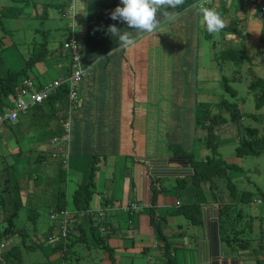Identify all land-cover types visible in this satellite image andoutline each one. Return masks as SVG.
I'll return each mask as SVG.
<instances>
[{
  "label": "crops",
  "instance_id": "1",
  "mask_svg": "<svg viewBox=\"0 0 264 264\" xmlns=\"http://www.w3.org/2000/svg\"><path fill=\"white\" fill-rule=\"evenodd\" d=\"M102 3L105 5L95 3L96 7H90L89 0L73 1V10L68 11L69 16L72 15L69 24H78L80 35L76 36L84 68L77 107L68 114L67 99L47 100L21 115L14 130L0 126V139L13 146V151L2 150V154L20 153L24 159L22 165L32 161L31 164L46 175L44 178L35 175L24 193L33 198L46 193L50 198L47 201L50 212L56 207L61 187L68 202L66 209L72 212L74 189L91 175L88 214L98 216L100 210L105 211L101 225H108L110 230L103 243L110 253L102 248L105 245L94 241L97 231L94 230L95 234L90 231L92 228L86 219L71 217L70 224L75 223L71 224L73 233L76 236L83 233L82 240L74 242L67 254L52 250L48 257L50 262L63 264L67 255L75 256L73 248L81 243L103 250L106 258H102V264H167L163 255L162 238L165 236L177 264H264V243L260 242L258 247L257 241H250L241 249L223 239L222 230L233 232L232 227H238L245 217L250 219L247 222L249 236L245 238L252 240L253 236V219L247 212L243 215L246 204L228 195L224 180H216V187L201 184L202 193L196 198L198 188L189 155L199 161L213 157L205 140L207 131L197 123L196 114L201 110L200 105L212 114L220 112V102L230 97L225 96L223 82L219 89L213 85L212 76L217 81L222 71L214 75L217 66L214 68L212 64L213 70L208 71L206 67H211V63L203 65V52L198 49L201 38L208 39L203 19L197 11L182 13L175 21L163 24L156 33H137L129 31L126 22L110 17L117 5L122 6L121 0ZM9 4L10 0H0V7ZM214 9L224 11L221 15L224 22L238 26L244 13H247L244 17L254 10L256 13L253 5L247 11L232 6ZM36 14L35 8H27L21 17ZM109 25H115L121 32H131L136 39L135 46H122L108 31ZM10 38L4 36L6 46H12L5 54H0L1 74L23 68L35 46L28 44L21 49ZM167 40L176 42L173 50L162 44ZM65 42L64 38L57 47L50 48L51 55L31 69L29 73L35 81L48 83L68 74L71 60L66 56L69 53L62 51ZM16 59L23 64L16 66ZM230 68L233 67H228V71ZM223 77L226 76L222 75L221 81ZM68 115L67 161L62 165L65 183L58 184L62 160L51 158L49 141L64 132L61 125ZM244 120L246 118L241 122ZM213 129L218 154L224 158L222 149L235 150L241 133L228 121ZM30 152L34 153L33 160L41 162L46 157L45 161H33ZM10 167L17 168L16 165ZM234 175L235 181L242 178L240 173ZM247 189L249 186L244 187ZM195 199L200 201V220L193 224L179 209ZM134 202L140 210L125 211ZM78 224L82 227L78 228ZM96 224L98 220L94 219V226ZM246 230L247 227L244 233Z\"/></svg>",
  "mask_w": 264,
  "mask_h": 264
},
{
  "label": "trees",
  "instance_id": "2",
  "mask_svg": "<svg viewBox=\"0 0 264 264\" xmlns=\"http://www.w3.org/2000/svg\"><path fill=\"white\" fill-rule=\"evenodd\" d=\"M72 1L73 0H62L58 1L57 3H49L48 0L40 1V0H10V4L7 6H2L0 7V27L4 28V20L5 19H13V18H18L22 14H24V11L27 8L36 9L37 14L35 17H46L47 15V9L48 7H51L55 9L58 13L59 20L66 19L69 16L68 11H70V8L72 6ZM96 1V2H95ZM104 0H89V6L90 7H96L95 3L97 6L99 5H105ZM198 2V0H184V4L176 9H169V11L173 12H178V14H185V13H190L194 11H197L196 8L193 7ZM218 7H215L212 3L211 4H205L207 7H212V8H221L224 10L225 8L231 7L230 4H233L234 7L233 9H247L244 7L242 4L238 2V0H218L217 1ZM39 5L41 8V13H39ZM256 8V6H255ZM258 9V5H257ZM198 12V11H197ZM224 11H221L220 9L218 10V13L222 15ZM66 15V16H65ZM162 15V14H161ZM224 15V14H223ZM258 17V16H257ZM229 25L232 27V22H229ZM236 26V24H235ZM204 29V34L205 37L208 39L212 38V33H208L203 26ZM42 30V34L44 33L45 35L51 31V28H44L40 29ZM67 36L65 37V40H67L71 37V34L74 32L72 27L67 25ZM262 33V31H261ZM76 36V35H75ZM261 36V35H260ZM78 42V39H77ZM33 45H35L32 49V51L29 53L28 58L25 61V65L23 68L20 70H9L5 74L0 73V114L4 112V110L11 105V102L9 100L10 95H14L15 91L19 89L22 85L25 79H30L34 82H36V85L38 86H43L46 83H40L35 81L33 77H31V69L40 61L45 60L47 57H49L52 53V50L49 47V38H43L42 41L34 42ZM259 48V46H258ZM1 49V48H0ZM63 51V49H62ZM61 51L60 55H63V52ZM65 52H68L66 50ZM221 55L222 57H226V60L234 63V64H239L244 61L246 58V54L244 53L243 50L241 49H235L231 47H227L221 50ZM260 53V51H259ZM261 54V53H260ZM66 56L71 60L70 53L66 54ZM2 62V58L0 56V64ZM69 72V68H68ZM67 76V75H66ZM65 77V76H64ZM233 78V77H232ZM237 77L234 76L233 79H236ZM254 79H252L249 83V89L252 92V96L254 98V106L256 109V112L258 110L264 109V78L263 77H258L254 76ZM82 81V80H81ZM222 82L224 85V90L225 92L228 90H231L230 85L228 84V81L226 77L222 78ZM81 83V82H80ZM80 88V87H79ZM231 93L229 98H224L220 104V112H216L212 114V112L206 108L205 106L200 105V112L196 115L197 117V123L203 127L207 131L205 140L207 142V145L210 147L213 157L205 160H196L192 154H190V161L191 165L193 166L194 169V174H192L194 183L196 187L198 188L197 190V199H199V195L202 193L201 189V184H206L210 183L212 186H215L216 180H221V182L224 180L225 181V186L228 191V195L230 197L237 199L239 203L242 204H251L252 202H255V200L261 199L263 202L259 205L264 204V194L259 191V190H240L236 186V181L233 182V177L235 176L234 174L236 171H242L241 167H238L235 164H232L231 162L226 161L224 158L219 156L218 151H217V143H216V136L214 132V127L216 125L224 124L227 121L232 122L234 125L237 126L239 133H241L239 142L237 146L235 147V154L238 157H244V156H254L260 154L264 150V132L259 130L257 127H252V126H244L241 120L247 118H251L254 121L257 120V115L256 113H245L241 111L239 104L237 103L236 100V92L231 90L229 91ZM231 98V100H230ZM52 99H58V100H63L67 99L68 100V85L67 83H63L57 90L51 94L48 98H46L43 102L39 103L38 105L44 103L47 100H52ZM36 105V106H38ZM32 108V107H31ZM29 108V109H31ZM29 109L26 111V113L29 111ZM22 113L19 114L18 119L21 115L26 114ZM17 119V120H18ZM65 119V116H64ZM17 120L15 122H10V121H5L2 125L9 127L11 130H14V126L17 125ZM64 123H62L61 127L64 128ZM63 132V131H62ZM243 133V134H242ZM63 133L55 135L54 137H59ZM52 137L51 140L54 138ZM51 140L49 142H51ZM20 154V153H18ZM31 157V155L29 154ZM51 158H55L52 156V152H50ZM43 157V156H42ZM48 157V156H47ZM32 158V157H31ZM46 157H43V160L36 161L37 163H42V161H45ZM56 159V158H55ZM31 163H34L31 161ZM30 161L27 162L26 165L31 164ZM16 163L10 164V166H15ZM25 167V165H24ZM26 169V167L24 168ZM27 170V169H26ZM28 171V170H27ZM30 174V172H28ZM65 171L62 168V164L60 163V171H59V176H58V184L64 182L65 183ZM241 173V172H240ZM20 175V173H18ZM92 177L91 175L88 177V181L79 184L75 189L74 192L72 193V198H71V207L74 208V214L72 219L76 220H82L86 219L88 223H90L91 230L93 234H95L94 230H97V228L100 226V224L104 221L101 220L98 216H94L92 214H88V212H85L81 214L80 212L86 211L89 207L90 199H91V190L90 186L92 185ZM31 174L28 175V180H30ZM36 177H33L35 180ZM18 180V181H16ZM14 182L16 183H7L9 186L7 189L3 191L5 195L10 196V200H5V198L0 197V204H4L5 202L7 203V209L5 207L3 208L4 211L2 213V225H5L4 229L0 231V243L2 242H8L12 238V241L9 242V246L7 247L5 253H4V259L7 264H22V250H21V245H25V228H18L15 225L14 222V217H16V212L23 208L26 207L28 210V213L30 214H36L35 211L32 209V202H33V195H28L27 193H24L25 188L28 186V181H23L22 177L17 178ZM14 186V193H12V187ZM216 187V186H215ZM256 190V191H255ZM21 194H27L28 199L22 198L23 196ZM19 197V198H18ZM195 199L193 202L182 206L179 209V212L184 214L186 217H188L191 221V223L196 224L199 222L200 217V207H199V200ZM18 200V201H17ZM15 203V206L13 207L12 204ZM67 201L65 197L64 191L59 187V197L57 199L56 203V209H66L67 208ZM256 203V202H255ZM180 202H178L177 205H179ZM54 208V209H55ZM33 214V217H34ZM241 215V213H240ZM30 216V215H28ZM71 217V216H70ZM94 219L98 220V224L94 226ZM105 219V218H104ZM71 221V218H70ZM97 222V221H96ZM51 230L47 231L46 233V238L45 241L48 244L49 250H54L58 251L60 250L62 253L67 254V251H70V248L72 247L74 242L81 241V237L83 236V233L79 236H76L74 232V227L72 225L74 224H69L66 230L65 234H62V224L59 223V221L54 222ZM104 223V222H103ZM106 225V224H105ZM248 226H250L248 224ZM82 224H78V228H81ZM235 227V226H234ZM233 232L227 231V229L222 230V235L223 239L231 246L235 245L236 247L239 248H244L246 245L250 243V240L247 238H242L240 235L244 233V227L241 229L234 228ZM109 233V230H107ZM81 230H79V233ZM83 232V231H82ZM246 232V231H245ZM107 233V234H108ZM98 234V233H97ZM106 234V235H107ZM52 235H55V237H51ZM105 235V236H106ZM15 236H21L20 241L14 242L13 237ZM73 236L74 239L72 240ZM162 240H164L163 243V255L166 258L167 264H177L176 263V256L173 254L172 247L169 243V241L163 236ZM94 241L98 243H103L104 241V236H101L98 234L97 236H94ZM70 242V243H68ZM72 242V243H71ZM41 247L42 242H39V244H29L28 249H34L36 247ZM47 247V248H48ZM53 248V249H52ZM102 248L106 249L109 251V247L107 245L102 246Z\"/></svg>",
  "mask_w": 264,
  "mask_h": 264
},
{
  "label": "rangeland",
  "instance_id": "3",
  "mask_svg": "<svg viewBox=\"0 0 264 264\" xmlns=\"http://www.w3.org/2000/svg\"><path fill=\"white\" fill-rule=\"evenodd\" d=\"M58 1L62 0H48L49 3H57ZM73 1H76V3H78L79 0ZM73 1L71 6L72 8H70V10H73ZM205 7L207 6L205 5ZM40 10L41 8L39 5V13H41ZM254 11L249 13L247 15L248 17H244L247 13L243 14V21H241L240 26H238V24L235 26V23L231 27L229 23L224 22L226 27L221 30L222 32L219 31L218 33H212V39L201 38L198 49L199 51L203 52V65L206 64L207 66H210L211 63V67H206V69L209 68L208 71L214 66L218 67V70L216 69L214 71V75H216L215 72L222 71L220 76H218L219 79L217 78V81L215 80L216 77L212 76V79H214L213 85L217 89H219V86L222 85L221 77L222 75H225L228 84L231 87V90L236 92V99L234 98V100L237 101L240 109L245 113H256L257 120L254 121L253 119L246 117V120L242 122L243 125L257 127L259 130L264 132V109L258 110V112H256L254 106V98L252 96V92L248 87L250 81L254 79V76L264 78V57L259 53L258 48V41L261 35V23L257 15H255L256 13ZM161 14L162 12L157 13V17L161 22L158 28H160L163 24H169V21L165 20L163 15ZM47 15L48 16L46 17H35V15L33 17H29L27 15L24 18L19 16L18 18L5 19L4 28L0 27V54H5L11 49L12 46L11 44L10 47L6 46V41H4L5 35L10 36V41L15 42L16 45L21 49H23L28 44L33 45V42L35 41L40 42L43 40V38L46 37L49 38L50 48L57 47L58 44L63 42L64 38L67 36V24H69V21H72V15H65L68 18L59 20L57 11H55V9L51 7H48ZM199 15V17L203 19L202 14L199 13ZM69 26H72L75 35H80L77 22H72L69 24ZM44 28H51V31L46 35L44 33L42 34V30L40 29ZM133 30L134 29H129V31ZM77 36L76 38L78 39ZM162 44L166 46V49L173 50L176 42L167 40ZM227 47L243 50L246 54V58L244 59V61L239 64H234L226 60V57H222L221 50ZM12 57L13 59L15 58V56ZM208 58L211 60H208ZM22 64L23 61L16 59V66H20ZM212 64H214L213 67ZM230 66L233 68H230L229 72L227 68ZM233 76L237 78L233 79ZM231 90L226 91V97H228V95H231V93H229V91ZM5 142L0 139V197L5 198V200L7 201L11 199L9 198L10 196H7L5 195V193H3V191L9 186L7 183L10 182L12 184L14 183L15 185L16 183L14 181L17 178L22 177L23 181H28L30 182V184H32V182L34 181V179L32 178L36 177L35 175H39L43 178L46 175L41 174V172L35 168L36 165L25 164V167L28 171L24 169V164L22 165L21 163L24 161L23 156H20V154L18 153H8L6 155L2 154V150H5L6 153L10 150L13 151V146L8 144L7 142L5 145ZM222 151V156L226 161L242 168V171L235 172L237 174L241 172L240 175L242 177L236 179L235 183L238 189L242 191L245 186H249V190H254L255 188L256 190H259L264 194V150L258 155L244 157L236 156L235 150L233 148H224L222 149ZM30 154L31 157L34 158V153L30 152ZM13 163H16L17 168L10 167V164ZM28 172H30V179L32 180L27 179L28 175H30ZM18 173H20V175H18ZM232 180L234 182L235 178H233ZM56 185L57 183L54 185H49L48 187L52 188V186ZM13 188L14 186L12 187V193H14ZM21 195L25 200L28 199L27 194ZM48 198L49 196L46 193L41 194V196L39 194L38 196H34L32 202V209L36 213L34 214L33 212L34 217L33 214L28 213L26 207L19 209L16 212V217H14L15 225L18 228L24 227L26 233L25 245L20 246L22 250V264H52L50 262V259L48 258L51 256H49V254L52 251L47 248L48 244L45 241L46 231L51 230L53 224H55L49 219L50 206L48 205L47 201L50 198ZM12 206L14 207L15 203L12 204ZM4 207L5 209H7L8 207L6 202L4 204H0V221L2 213L4 211ZM244 210L245 213L242 211L243 215L247 212V214L249 216L251 215L253 219L251 226L253 227V236L250 237V239H252L250 241L251 243L252 241H257L255 242V244H258L259 247V245L261 244L260 242L264 243V240H262L264 239V204L259 205L258 203L252 202L251 204H246ZM248 220L250 219L246 220V217L242 218L240 220V224H237L238 227L236 228L241 229L246 225ZM247 225L245 226L247 227L246 233L240 235L242 238L249 236L248 233L250 232V226ZM4 227L5 225L0 224V231H2ZM13 239L14 241L17 239L16 241L18 242L20 241L21 236H15L13 237ZM39 242H42L41 247H38L36 245L34 249H28L29 244H39ZM73 252L75 253V256L73 254L67 255L63 264H91L93 261H95L97 264H102V258H106V254L103 250L94 247L88 248L85 244L81 243H77L74 246Z\"/></svg>",
  "mask_w": 264,
  "mask_h": 264
},
{
  "label": "built area",
  "instance_id": "4",
  "mask_svg": "<svg viewBox=\"0 0 264 264\" xmlns=\"http://www.w3.org/2000/svg\"><path fill=\"white\" fill-rule=\"evenodd\" d=\"M213 0H207V3L212 2ZM240 4L244 7L248 8L249 6H256L258 5L257 16L261 23V36L259 39V51L261 55L264 57V0H238ZM245 9V8H244ZM66 50L69 51L71 56V62L69 63V72L65 77H58L43 86L36 85V82L25 79L23 85L17 89L14 95L9 96V100L11 105L8 106L2 114H0V126L5 121L14 122L18 119L19 114L26 113V111L38 105L39 103L43 102L46 98H48L51 94H53L57 88H59L63 83H67L68 85V102H69V109L68 114H70L76 107L79 101V87L82 77L84 75V68L81 64V56L78 49V42L74 32L71 34V37L65 42V46L63 47V52ZM64 132L59 137H54L51 140V145L53 149L51 150L53 157H60L62 162L66 164L67 159V152H68V142H69V115L64 120ZM256 203L261 204L263 201L261 199H256ZM178 204V202H177ZM140 210V207L134 202L131 203L128 207L125 208L127 212L136 213ZM86 211H81L80 213L83 214ZM75 212L68 209H54L52 208L49 212V219L51 221L57 222L62 224V234L66 233L68 225L70 224V218L73 217ZM98 217L104 219L105 211L100 210L97 213ZM71 216V217H70ZM110 227L105 224H100L97 228V233L101 236H105ZM52 238L55 235L51 236ZM9 246L8 242L0 243V264H7L4 259V253Z\"/></svg>",
  "mask_w": 264,
  "mask_h": 264
},
{
  "label": "clouds",
  "instance_id": "5",
  "mask_svg": "<svg viewBox=\"0 0 264 264\" xmlns=\"http://www.w3.org/2000/svg\"><path fill=\"white\" fill-rule=\"evenodd\" d=\"M217 1L218 0H213L208 3V5L212 3L215 7H218ZM206 3L207 0H198L193 7L202 14V25L205 27L206 31L210 34L218 33L225 28L226 25L221 15L215 9L205 7ZM121 4L122 6L117 5L110 13L111 19L126 22L128 26L127 29H134L137 33L153 34L157 32L156 30L160 25L157 13L162 12L164 19L167 21H175L178 19L179 14L169 11V9H176L182 6L184 0H121ZM231 6L233 7L234 5L231 4ZM108 31L112 36L118 38L122 46H135L136 39L131 32L127 30L121 32L115 25H109ZM61 163L62 165L64 164L62 161ZM1 222L2 221H0V224H2Z\"/></svg>",
  "mask_w": 264,
  "mask_h": 264
},
{
  "label": "bare ground",
  "instance_id": "6",
  "mask_svg": "<svg viewBox=\"0 0 264 264\" xmlns=\"http://www.w3.org/2000/svg\"><path fill=\"white\" fill-rule=\"evenodd\" d=\"M243 10V9H242ZM247 11V10H246ZM71 62V61H70ZM15 122V121H14Z\"/></svg>",
  "mask_w": 264,
  "mask_h": 264
}]
</instances>
